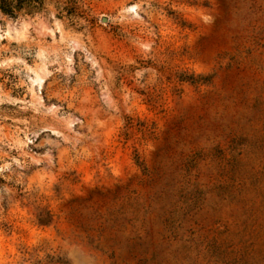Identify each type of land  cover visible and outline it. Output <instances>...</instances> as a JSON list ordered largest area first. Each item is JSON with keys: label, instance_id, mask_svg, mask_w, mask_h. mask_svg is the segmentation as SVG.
Returning <instances> with one entry per match:
<instances>
[{"label": "rangeland", "instance_id": "rangeland-1", "mask_svg": "<svg viewBox=\"0 0 264 264\" xmlns=\"http://www.w3.org/2000/svg\"><path fill=\"white\" fill-rule=\"evenodd\" d=\"M0 264H264V0L0 10Z\"/></svg>", "mask_w": 264, "mask_h": 264}, {"label": "trees", "instance_id": "trees-1", "mask_svg": "<svg viewBox=\"0 0 264 264\" xmlns=\"http://www.w3.org/2000/svg\"><path fill=\"white\" fill-rule=\"evenodd\" d=\"M46 0H0V10L10 16L33 14L44 8Z\"/></svg>", "mask_w": 264, "mask_h": 264}]
</instances>
